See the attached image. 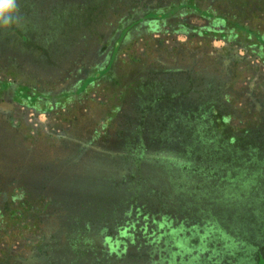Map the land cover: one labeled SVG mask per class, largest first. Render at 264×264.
<instances>
[{"label": "rangeland", "instance_id": "rangeland-1", "mask_svg": "<svg viewBox=\"0 0 264 264\" xmlns=\"http://www.w3.org/2000/svg\"><path fill=\"white\" fill-rule=\"evenodd\" d=\"M15 5L0 264H264V0ZM165 96L202 140L159 129Z\"/></svg>", "mask_w": 264, "mask_h": 264}, {"label": "trees", "instance_id": "trees-1", "mask_svg": "<svg viewBox=\"0 0 264 264\" xmlns=\"http://www.w3.org/2000/svg\"><path fill=\"white\" fill-rule=\"evenodd\" d=\"M155 18H164L166 17L165 14H154ZM14 33L19 35L21 37V41L25 42L27 44H32L28 41L29 37H25L23 35H20L18 31L14 29ZM41 55H43L42 47L38 46ZM183 96V95H182ZM181 97V96H180ZM173 97L165 96L164 98L155 99L154 103L155 105H166V107H162L161 109L158 108L157 111H154V120L156 122V125H158L159 129L162 131L167 132L168 137L175 138V140L183 142L189 141V143H192V141L202 140L201 138L204 135V130H201L193 125L194 120L201 119L203 110L194 108L193 111H185V110H177L175 108L171 107V103L173 101ZM155 108V106H154ZM152 111V110H150ZM144 113V111H143ZM150 115V120L153 118L152 114ZM3 134L0 133V147L2 146L3 142ZM4 148V147H3ZM120 249V248H119ZM122 250V248H121ZM86 257V254H82L81 256L78 255L76 258V261H80V259ZM121 261V260H119ZM72 263V262H71ZM91 264H105L104 258H95L91 261Z\"/></svg>", "mask_w": 264, "mask_h": 264}, {"label": "clouds", "instance_id": "clouds-1", "mask_svg": "<svg viewBox=\"0 0 264 264\" xmlns=\"http://www.w3.org/2000/svg\"><path fill=\"white\" fill-rule=\"evenodd\" d=\"M15 11V0H0V25H9L14 19Z\"/></svg>", "mask_w": 264, "mask_h": 264}]
</instances>
